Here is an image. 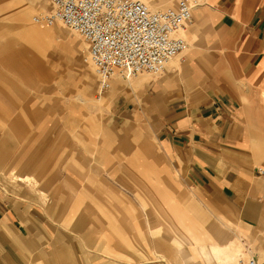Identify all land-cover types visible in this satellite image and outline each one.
<instances>
[{"label":"crops","instance_id":"crops-1","mask_svg":"<svg viewBox=\"0 0 264 264\" xmlns=\"http://www.w3.org/2000/svg\"><path fill=\"white\" fill-rule=\"evenodd\" d=\"M199 1L179 66L105 92L102 139L58 104L74 39L0 14V264H173L190 225L218 264L264 255L238 236L264 233V0Z\"/></svg>","mask_w":264,"mask_h":264},{"label":"built area","instance_id":"built-area-1","mask_svg":"<svg viewBox=\"0 0 264 264\" xmlns=\"http://www.w3.org/2000/svg\"><path fill=\"white\" fill-rule=\"evenodd\" d=\"M51 10L32 17L36 26L60 22L81 37L98 79V95L115 76L127 80L140 73L160 75L166 64L187 49L181 32L192 20L199 0H177L175 6L150 10L137 0H50ZM243 264H264L250 257Z\"/></svg>","mask_w":264,"mask_h":264},{"label":"rangeland","instance_id":"rangeland-1","mask_svg":"<svg viewBox=\"0 0 264 264\" xmlns=\"http://www.w3.org/2000/svg\"><path fill=\"white\" fill-rule=\"evenodd\" d=\"M175 2L177 0H174ZM48 2V3H47ZM174 2V3H175ZM170 7V6H169ZM168 7H164L162 9H165ZM25 9V14L26 18L28 20V23L31 24L32 26L40 29L39 27H37L36 25L33 24L32 22V17L38 13H42V12H47L51 9V1L50 0H46V2H44V4H39L36 0H0V14H14V15H18L20 14L21 11H23ZM28 13V14H27ZM60 26L54 25L50 28L57 30V31H62L64 34H66L67 36H69V42H70V38L72 37L74 39V42L72 43L73 45V50H76V47L78 49V92H73L72 95L68 94L62 96L63 98H59L58 100V104H62V108L64 111L68 110V106L70 104H74L77 106L76 109H78L79 111H94L95 113V136L97 139L103 137V135H107L108 133H104V132H108V118L106 117V113H109L110 111H112V97H109V93L105 95V92L102 93L101 96H99L98 94V88H99V84H98V79L95 75L94 69L91 66V64L89 62H85L84 58L86 56V52H87V46L84 43V41L81 39V37L79 35H77L76 33L72 32L71 30L65 28L63 25L59 24ZM50 28H46V29H50ZM189 26H187L186 31H185V35L187 37V30H188ZM185 40V36L181 35ZM188 38V37H187ZM189 40V39H188ZM187 42V41H186ZM188 47L190 48V45H188ZM64 50H65V45H64ZM188 51V49L186 50V52ZM186 52L184 54H181L177 57V59H179L181 56L185 55ZM66 71H64V76L66 75ZM148 78H152V77H158L160 75H151V74H147V73H140ZM164 74V72L162 73ZM85 75V76H84ZM87 75V79H85ZM139 76V74L137 75V77ZM136 78H130L129 80H123L118 76H115L112 81H111V87H112V83L114 81H119V82H123V83H127V82H131L133 81V79ZM65 82V79H64ZM89 83V84H88ZM66 88V84L64 83V89ZM70 88H68L69 90ZM107 92V91H106ZM79 96L83 97L84 101H81L79 98ZM77 98V99H76ZM61 100V101H60ZM97 103V104H96ZM102 105L104 106V109H102ZM95 107V108H93ZM99 109V110H97ZM149 146H151L150 144H148ZM17 176V175H16ZM14 180H18L15 175H14ZM19 182H21L20 180H18ZM217 208H220L219 205H217ZM218 210H222V214L223 216L229 220L232 225V227H234L233 225H235L232 222V215L231 212L228 211V209L225 206H221V209ZM237 233V232H236ZM234 234V232H233ZM238 236L240 239H243L240 242V247L241 244L244 243L243 246V251L245 253H247V249H250L251 251H256V247L258 248L261 245V242L263 240L264 237V233L262 232L261 234L257 235V233H250V231H246V230H241V228H238ZM246 234V235H244ZM236 235V234H235ZM244 235V236H243ZM243 236V237H242ZM238 238V239H239ZM239 241V240H237ZM259 245V246H257ZM255 249V250H254ZM259 258V256H256ZM250 258V256L248 254H245L244 257H242V259L240 260V264H243L245 261H247ZM264 258V255L260 256L259 259ZM167 264V263H166Z\"/></svg>","mask_w":264,"mask_h":264},{"label":"bare ground","instance_id":"bare-ground-1","mask_svg":"<svg viewBox=\"0 0 264 264\" xmlns=\"http://www.w3.org/2000/svg\"><path fill=\"white\" fill-rule=\"evenodd\" d=\"M36 1L39 4H44V2H46V0H36ZM137 1H141V2L145 3L148 6V8H150V10H159V9L164 8V7L173 6L174 2H175L174 0H137ZM176 3H177V1L175 2V5H176ZM24 12H25V9L20 12V15H24L25 14ZM59 24L63 25L60 22H56L54 25L60 26ZM63 26L65 28H67L65 25H63ZM67 29H69V28H67ZM185 31H186V29L181 32V35H184ZM188 45H190V44H188V42H187V49H188ZM186 50L183 53H181V54H184L186 52ZM181 54H179V55H181ZM179 55H177L174 58H172L166 64L165 69L167 71H170L169 69H171L173 67L179 66L178 65L179 62H178V59H177V57ZM165 69H164V71H165ZM87 78L88 77L86 75L85 79H87ZM87 81H88V79H87ZM78 99H80L81 101H84L83 97H81V96H79ZM93 108H95V107H93ZM102 109H104L103 105H102ZM97 110H99V109H97ZM257 170L262 171L261 168H258ZM17 179L20 180L21 182H24V183H31L32 182V183L36 184L32 177L24 176V177H17ZM176 227H178V226H176ZM173 233H174L173 234L174 235V241L173 242H171V241L169 242L171 247L173 246V249H169L168 250L170 252L174 251V256H175L174 260L175 261H173V264H218V262H217L218 258L216 257L215 249L206 248V245H205L206 235H205L204 230L199 229V228L195 227L194 225H190V227L189 226L188 227L185 226L184 230L176 228V230H174ZM207 235H209V234H207ZM237 253H238V251H237ZM242 257L243 256L239 257V261L237 262L238 264H240V262H241L240 260L242 259ZM163 258H164V256H163ZM225 258H227V257H225ZM223 260H224V258H223ZM231 262H232V264H235L233 262V260Z\"/></svg>","mask_w":264,"mask_h":264}]
</instances>
